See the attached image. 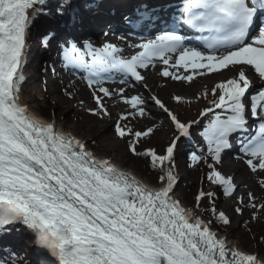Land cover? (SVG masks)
I'll return each mask as SVG.
<instances>
[{
  "label": "snow or ice",
  "instance_id": "obj_1",
  "mask_svg": "<svg viewBox=\"0 0 264 264\" xmlns=\"http://www.w3.org/2000/svg\"><path fill=\"white\" fill-rule=\"evenodd\" d=\"M105 3L85 0L86 10L99 15ZM168 3L139 0L122 19L177 11ZM178 12L168 30L134 45L139 51L129 57L113 43L96 47L85 41L78 48L65 41L66 64L86 73L83 79L95 102L88 109L91 115L110 117L107 100L118 97L131 111L115 122L116 135L133 136L129 150L149 157L153 167L168 166L159 177L161 186L153 189L108 160L96 159L81 140L56 131L54 122L41 123L21 101L29 32L36 26L50 32L47 17L81 22L78 0H0V237L13 230L30 232L37 264H264V256L228 246L212 230L214 221L231 223L224 211L217 212L215 192L199 191L195 210L173 198L178 142L191 137V129L202 120L181 121L155 95H127L124 87L104 86L111 81L132 87L130 79L143 83L146 76L140 69L156 68L157 62L164 65L159 75L173 81L221 77L210 89V106L199 113L208 119L199 133L207 156L193 152L190 160L203 161L207 180L231 197L236 191L233 178L216 166L232 148L231 138L238 136L244 163L261 176L258 185L264 189V0H183ZM181 24L201 34L195 37L200 46L177 31ZM225 71L231 76L224 77ZM203 97L208 99L207 90ZM173 99L181 102L183 97ZM148 100L167 114L177 133L162 155L152 148L137 152V143L153 134V128L133 132L122 123L146 116ZM204 199L212 205L203 209L212 214L207 221L197 214ZM256 201L249 191L246 199L237 198L234 212L251 208V219H257V211L264 216V195Z\"/></svg>",
  "mask_w": 264,
  "mask_h": 264
},
{
  "label": "rangeland",
  "instance_id": "obj_2",
  "mask_svg": "<svg viewBox=\"0 0 264 264\" xmlns=\"http://www.w3.org/2000/svg\"><path fill=\"white\" fill-rule=\"evenodd\" d=\"M159 69H160V67H159ZM154 73L155 72L146 74L145 72H142V74L145 75L147 78L145 85H147V87L149 89H151V92H153V94H151V95H155L159 99H161L169 109H171L176 114H178L179 118L181 120H184V121H187L188 119L193 118L195 115H190L187 112H183V105H181L180 103H176V102L172 101L171 97H175L177 95H180L183 97H190L193 100V103L191 105H189V107H188L189 110H192L194 108L199 109L202 107H207L209 105V98L204 99L203 94L206 90L208 91V94H210V92H211L210 89L214 86V84L216 82H219V80H220L218 78L210 79L207 84H205V85L204 84H200V85L198 84L194 87L193 84L196 83V79L200 76H194V78L191 82H189V81H173V80H171V78L161 77L159 74H158V76L152 77L151 75ZM225 73H226L225 77H227L228 75L231 74L230 72H227V71H225ZM212 76L213 75H209V76H205V77L211 78ZM43 80H45V79L43 78ZM140 84L143 85L144 82L140 83ZM160 84H162V86L164 87L163 90H161V89L158 90ZM172 84H175L178 86H184V87L192 85L191 88L193 90L191 93L182 92V91L177 90ZM52 86H54V88H53L54 93L53 94H51V91L47 92L45 95L41 96V98H39V99L37 98L31 103V105L38 106L44 110V114H40V112H38V111L36 113H39L40 115L46 116L48 118H51L53 115L54 118L56 116L57 121H59V120L61 121V113L60 114L56 113V108L53 107L52 102L48 101V99H59L60 101H65L66 103L71 101L69 99L65 100L64 99L65 95L68 98L75 97V95H77V94H80L81 96L83 95L87 99V108H94L95 107V102L91 97V90L83 89L80 80L74 79L72 77V75L67 77V80L66 79L63 80V79H61V77L60 78L57 77L56 80H54V83H52ZM118 87H121V86L116 85L115 87H112L110 89L118 88ZM156 91H158L160 94H157ZM125 93H128V92L125 91ZM184 99L187 100L188 98H183V100ZM117 100L121 101L118 97H117ZM67 104H72V103H67ZM120 105H121L123 113L125 111H131V109H129L126 105H124L122 101L120 102ZM184 106H187V105H184ZM149 107H150V108H148L149 111H155L154 115H156L158 117L160 116L159 114H157V111H156L157 105H155L154 102L150 103ZM120 115H117V117H115L110 124L111 129L114 132H115V122L119 119ZM162 117L164 119V116H162ZM62 118H63V115H62ZM140 119H141V117H136L135 119H131L130 122L124 121L122 123L125 124L127 126V128H131L133 132L145 130L149 127L154 129L152 123L150 124V123L140 122L139 121ZM164 121H165V119H164ZM87 122L88 121H87V118L85 117V115L82 116L79 114H75V112H74L73 115L71 116V118L68 121H66L67 124L64 126V128H68V129L70 128L72 131H74L75 134L79 135L84 140L89 141L91 144H93V141H91V139L94 136V131L92 128L87 127L89 125ZM148 125H150V126L148 127ZM166 128H167L166 130H163V132L165 133L163 143L152 144L151 141L148 142L149 140L144 141L149 137H143V138H141L140 142L137 143V145H136L137 152H143L145 149L152 148V149H155L157 154H159V155L164 154V150L166 149V147L169 144V143H167V144H165V143L167 141H169V139L173 135V133H172L173 126L168 123L166 125ZM174 135H176V132L174 133ZM198 139H199V137H197V140ZM117 141L123 147L124 155H122V156H123V159H125L126 163L128 164V165H124V167L129 168V166L131 165L130 166L131 171H133L134 173H136L140 177L146 179L149 183H153V182L157 181V177H159V176H155V175H157V174L161 175L162 174V173L158 172V171H161V167L160 166H158V168L153 167V166L146 167L144 164V160L141 157L142 155L137 156L129 150V147H128L129 143H131L133 141V140L131 141L129 136H126L124 138L117 137ZM93 145H95V143ZM93 145L91 146L92 148L94 147ZM186 161H187V163H185L181 168L175 169V171H174L176 177L180 178V182L177 183L178 184L177 193L181 194V197L183 198L184 203L189 208L195 210L196 209L195 196L198 194L197 192L199 190L213 191L215 193L217 192V190L212 187V184L208 185V180L206 178L208 169H204L205 164L203 163V161H201L199 164L191 163V165L188 164V162L190 161L189 158H187ZM116 163L118 164V162H116ZM240 164H238V166H240L242 169L245 170V167L243 166V165H245L244 161H242V163H240ZM256 176H257V174H252V178H253L252 180H253L254 186L256 188V191L254 190L256 193H254V194L257 197L256 202H257V204H259V198L263 195L264 189L259 188L258 180L256 181V179H255ZM178 180L179 179H177V181ZM157 182L160 184V181H157ZM251 184H252V182H251ZM221 198H222V196H220V197L216 196V199L213 200L214 204L216 201L221 202ZM245 199H246V197H245ZM231 202L236 204L235 199H232ZM211 206L212 205L209 203V201L204 199V201H202L201 204L199 205L200 210L198 211V215H200V217L205 219V220L212 219V214L210 211H203V209L210 208ZM236 206H237V204H236ZM234 208L231 210H229V209L225 210L224 208H223L224 210H222V209L220 210L216 207V209L219 211H226V213L228 214L229 217H230V214L231 215L235 214ZM252 212H253V210L250 208V213H252ZM256 216H257V218L261 217V214L259 213V211L256 212ZM234 217L235 218L232 220L233 223L229 225V227H228L229 229L227 230V232H230V234H232V237L236 241L237 240L241 241V243L245 246V247L241 246L243 249H246V250L254 252V253L256 251L259 254L262 253L264 255V234L262 236H259L257 232L255 233V231L252 230V224L255 221V219H251L250 214H249V216H248L249 220L248 221L245 220V225H244V222L241 221V219H240L242 217H239V215H235ZM218 223L219 222L214 221L213 226L218 227ZM237 228L241 232L239 231V233H236V232L233 233V230L237 229Z\"/></svg>",
  "mask_w": 264,
  "mask_h": 264
},
{
  "label": "bare ground",
  "instance_id": "obj_3",
  "mask_svg": "<svg viewBox=\"0 0 264 264\" xmlns=\"http://www.w3.org/2000/svg\"><path fill=\"white\" fill-rule=\"evenodd\" d=\"M139 0H106L105 7L101 11L99 15H94L91 14L87 16L86 18H83L81 22L78 23V30L76 29L75 25H73L71 22L69 23L68 21L63 22V26L66 27L69 24H71V27L69 29L71 30V34H83V32L88 31L90 27L94 28L96 26L101 25L102 21L101 19L105 16L109 17L112 21L115 23L121 24L123 26V29H125V26L118 20L122 18V14L124 13H131L133 7L135 6L136 3H138ZM152 3H160L162 0H151ZM180 0H170V3L167 4L169 8L176 9V7L179 5ZM109 8L113 9L112 12H109ZM45 10H48L47 8ZM127 22H129L131 25H137L138 27L142 26L144 28H147V26L150 25L152 18L149 16V22L148 23H142L141 21V16L136 15H129L126 19H123ZM49 24V22H47ZM43 28L40 26H36L31 29L29 32V35H33L34 33H38L42 30ZM129 32H134L132 29L129 28V30H126ZM66 29H63L62 32H55L54 33V38L53 36L49 40V46L50 48H59L60 47V42L57 39V37H66ZM75 35V34H74ZM25 77V82L22 86V97L21 101L22 103H26L29 106V110L32 112H40V114H44V110L41 109L38 106L31 105L33 102L32 96L33 94L28 90V86L31 82L30 75L28 74ZM225 77V73H224ZM216 78L221 79V77L216 76ZM198 79H201L202 81H205V77H199ZM199 85L201 83H198ZM196 84V85H198ZM177 90L186 92V93H191L192 88L191 87H184V86H178L175 84H172ZM195 85V86H196ZM194 86V87H195ZM163 86H160V89L163 90ZM126 89V88H125ZM54 91L51 90V94H53ZM129 94L136 95L134 91H129ZM150 90L148 88L147 93H140L144 95L145 97L150 96ZM64 99L71 100L67 103H72V104H67L65 101H60L59 99H48V101L52 102V105L54 108H56V113L60 114L61 113V121H57L56 125H61V127H64L67 123L73 113L79 114V115H85L87 118V123L89 124L87 127L92 128L94 131V136L92 137L91 141H93V144H91L89 141H85V145L89 148L88 150L93 153V155L96 157L99 155L100 159L103 160H108V161H114L118 162V164L128 165L126 163V160L123 159L124 152H123V147L122 145L117 141V135L114 131L111 129V122L112 120L117 117V115H120L123 113L122 108L120 107V104L117 102L116 98L114 99H108V110L111 113L110 117H102V116H93L91 113L88 111L89 108H87V101L85 97L80 96V94L75 95V97H70L68 98L66 95L64 96ZM77 100V101H76ZM86 101V104H84ZM150 100L147 101L149 103ZM146 107V106H145ZM63 115V118H62ZM53 117V115H52ZM56 119V116H55ZM160 117H155L154 122H153V134L149 136L144 141L149 140L148 142H152V144H157V143H163L164 142V136L165 133L163 132L164 127L161 125L160 122ZM57 120V119H56ZM146 121V119H144ZM142 121V122H145ZM60 122V123H59ZM147 123V122H145ZM148 123H151V119L148 121ZM67 132L73 133L70 128H67ZM168 141L165 143L167 144ZM94 146L93 148L91 146ZM184 155L180 156L179 153L175 155V166L176 167H181L179 164H182V158ZM102 157V158H101ZM222 163L217 165L218 170L222 172V174L226 176H231L233 178V181H236L237 183L236 186V191L234 192L233 196H244L246 193L249 191H254L255 187H252L251 181L252 178L250 177V169H242L239 166L235 164V159L232 158V155L230 153H222ZM117 164V165H118ZM131 166V165H130ZM129 168L131 169V167ZM137 176V175H136ZM138 178H141L142 181H146V179L137 176ZM147 178V177H146ZM261 179V177H258ZM178 186L175 187L173 198L178 199L181 201L183 204V198L181 197V194L177 193V188ZM264 195V192H263ZM227 206H230L228 203L226 204H221V207L225 208ZM230 208V207H229ZM249 214H250V208L247 209L246 211L243 212V214H239L242 216L241 221L244 222L245 225V220L248 221L249 219ZM252 230L257 232L259 236H262L264 234V216L261 215V217H258L255 219V221L252 224ZM239 229H234L233 233H239ZM241 232V231H240ZM219 236V235H218ZM235 244L237 247L243 246L245 247L240 240H232L230 245L232 246ZM32 247L28 245V234L26 232H23L22 230H13L11 235L7 236H2L0 237V264H4V262L8 261L12 256L18 255L19 257H24L26 254L35 260L32 261L33 264H37V257L31 256L32 252ZM17 264H23L22 261L16 260L15 261ZM13 262H8L7 264H12Z\"/></svg>",
  "mask_w": 264,
  "mask_h": 264
}]
</instances>
